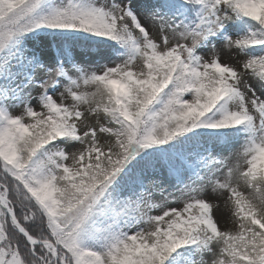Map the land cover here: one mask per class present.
Listing matches in <instances>:
<instances>
[{
  "label": "snow or ice",
  "instance_id": "6c2138e0",
  "mask_svg": "<svg viewBox=\"0 0 264 264\" xmlns=\"http://www.w3.org/2000/svg\"><path fill=\"white\" fill-rule=\"evenodd\" d=\"M0 264H264V0H0Z\"/></svg>",
  "mask_w": 264,
  "mask_h": 264
}]
</instances>
